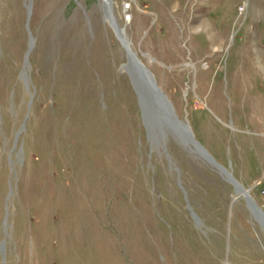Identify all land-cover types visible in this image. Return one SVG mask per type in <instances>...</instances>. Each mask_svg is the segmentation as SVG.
Instances as JSON below:
<instances>
[{"label": "rangeland", "instance_id": "rangeland-1", "mask_svg": "<svg viewBox=\"0 0 264 264\" xmlns=\"http://www.w3.org/2000/svg\"><path fill=\"white\" fill-rule=\"evenodd\" d=\"M111 4L0 0V264H264V0Z\"/></svg>", "mask_w": 264, "mask_h": 264}, {"label": "water", "instance_id": "water-1", "mask_svg": "<svg viewBox=\"0 0 264 264\" xmlns=\"http://www.w3.org/2000/svg\"><path fill=\"white\" fill-rule=\"evenodd\" d=\"M102 8L104 11V17H108L109 24L113 27V14H112V4L111 0H102ZM116 28H118L116 24ZM114 29V27H113ZM115 31V29H114ZM116 33V32H115ZM120 38V37H119ZM128 57V63H132L133 67V75L131 77L132 85L138 95V99L140 101L143 115L150 118L152 121L160 123L161 125H165L174 131L180 139L185 142H192L198 147L202 148L193 138V134L191 128L187 122V120H180L177 118L173 107L160 89V87L156 84L152 73L148 70V68L136 57L135 53H133L126 44L124 45ZM131 52H130V51ZM203 149V148H202ZM204 150V149H203ZM240 185V184H239ZM240 187L245 190L248 197L252 200L254 205L262 211L254 202V200L250 197L248 190L242 185ZM263 212V211H262ZM264 213V212H263Z\"/></svg>", "mask_w": 264, "mask_h": 264}, {"label": "bare ground", "instance_id": "bare-ground-1", "mask_svg": "<svg viewBox=\"0 0 264 264\" xmlns=\"http://www.w3.org/2000/svg\"><path fill=\"white\" fill-rule=\"evenodd\" d=\"M29 10V9H28ZM106 20H108V23H109V19L108 17L105 18ZM113 20H114V17H113ZM113 27L115 29V32L118 34V29L116 28V25H115V20L113 21ZM110 25V24H109ZM112 27V28H113ZM113 29V30H114ZM120 39V38H119ZM123 41V40H121ZM31 41L29 43V46L31 47ZM125 45V44H124ZM127 46V45H126ZM129 48V47H128ZM130 51V50H129ZM131 52V51H130ZM132 63H128V66H127V70H128V73L130 76H132L134 73H133V67H132ZM191 143V142H190ZM235 190L237 192V194L241 195L244 197V199L246 200V203H247V206L249 208V210L252 212V214L254 215V217L261 223V225L264 226V213L262 211H260L255 205L254 203L252 202V200L248 197V195L246 194L245 190H243L240 185L238 183L235 184Z\"/></svg>", "mask_w": 264, "mask_h": 264}]
</instances>
